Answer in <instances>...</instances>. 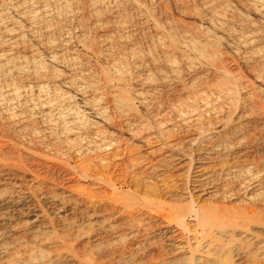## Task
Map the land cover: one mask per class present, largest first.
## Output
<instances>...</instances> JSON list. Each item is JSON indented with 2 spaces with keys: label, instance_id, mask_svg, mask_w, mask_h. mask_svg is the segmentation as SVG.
<instances>
[{
  "label": "bare ground",
  "instance_id": "6f19581e",
  "mask_svg": "<svg viewBox=\"0 0 264 264\" xmlns=\"http://www.w3.org/2000/svg\"><path fill=\"white\" fill-rule=\"evenodd\" d=\"M124 2L139 11V3L134 0L90 2L94 22L103 17L100 12L105 8V15H118ZM201 2L209 9L206 11L209 18L205 21L208 27L204 29L210 28L214 34L202 42L187 36L184 42L187 45L183 46L189 51L188 55L209 58L211 53L207 45L211 47L214 43L220 47L226 39L224 45L235 58L241 56L239 59L248 60L259 53L258 50H264V39L258 36L257 27L264 26V0H248V12L260 24H254L248 18L250 15L247 20L240 19L244 24L241 28H246L244 34L240 30L241 36L238 29L239 35L230 32L229 27L226 29L225 3L219 0L217 10L218 2ZM74 7L72 0H0V264H264V159L256 163L247 158L242 126L248 124L244 125L246 121L238 123L244 118L248 122L259 121L264 127V107L243 109L233 120L238 125L231 126L224 117L222 104L219 106L235 90L228 72L222 73L224 83L215 86L218 88H214V94L207 86L202 88L212 91L211 95L198 94L203 90L200 87L196 94L190 92L191 100L183 105L179 102L174 110L176 122H179L176 124L179 128L186 127L190 134L184 142L169 144L164 141V146L149 148L157 140L152 143L153 137L141 138L145 129L142 133L132 130L138 121L134 125L126 123L128 126L123 132L128 139L137 142L140 148H147V155H156L150 162L141 158L139 163L134 162L135 156H131L133 162H130L131 157L128 159L129 155L124 157L131 163L128 165L130 171L141 167L136 174L127 173L124 162L120 161L126 148L130 149L129 144L124 150L120 146L122 136L114 139L113 134L103 128L108 125L104 97L111 98L112 108L121 115L132 109L134 103H130L133 101L126 91L127 86L110 84L102 90L72 77L62 81L65 92L38 83L24 87L5 83L13 77L26 76L27 69L32 65L37 67L42 60L38 51L24 45L27 35L33 38V27L41 24L48 28L49 23L60 18H57L59 10L62 14L59 16L73 19L77 9ZM152 20L146 18L144 21L157 33L158 23ZM50 31L48 36L53 33ZM219 33L226 38L223 42ZM167 39L162 40H166L172 50L169 47L168 51V44L164 46L161 40L155 46V41L152 44L165 57L162 61L154 60L156 56L150 52L148 56L144 54L145 57L139 56L138 50L131 53L136 66L146 60L150 68H155L152 72H159L149 75L151 71L145 69L148 74L137 75L140 92L136 95L141 104L150 99V93L162 87L170 88L179 81L180 70L189 75L201 65L190 60L192 57L182 51L181 44L182 49L177 48L178 43L183 42L180 38V42L170 36ZM44 41L37 45L44 49L48 61L51 64L62 61L60 54L67 45L66 39L59 45ZM111 46L107 44L108 48ZM176 56L183 62H177L180 58ZM118 60H111V70L103 69L106 70L103 73L109 81L115 78L127 83L124 80L129 69L125 62L121 64ZM191 84L187 86L192 89L194 85ZM212 96L219 101L215 108L211 107ZM169 107L172 109V105ZM183 108L190 109L192 114L184 112ZM198 111L200 115H194ZM162 113L160 117L165 115L161 116ZM198 122L206 128L196 130ZM161 123L159 126L165 124ZM210 129L215 133L211 134ZM133 131L141 133L140 136L136 137ZM137 148L134 149L140 151ZM69 161L77 164L70 166Z\"/></svg>",
  "mask_w": 264,
  "mask_h": 264
},
{
  "label": "rangeland",
  "instance_id": "374dc122",
  "mask_svg": "<svg viewBox=\"0 0 264 264\" xmlns=\"http://www.w3.org/2000/svg\"><path fill=\"white\" fill-rule=\"evenodd\" d=\"M92 1L93 0H72L74 5L76 6L74 8H77L76 11H74L75 9L73 10L74 13L76 14V15H74V17L72 15L73 19L70 18L67 20V19L63 18V16H59V14L60 15H62V14L60 13L61 12L60 10H59V13H57L58 12V10H57L56 11V13L58 14L57 18H59V17L60 18L58 20L56 19L57 21L55 20L54 22L49 23L50 24V25L48 24L49 26L46 24V26H48V28L52 27L51 29L50 28L48 29L47 27H45V25L41 26V24L36 25L35 28L33 27V33L31 34V35H33V38H32L33 40L31 38L30 39L27 38L30 36V35H27L25 37L26 43L24 45L26 47L32 48L36 52L38 51L40 53V54L39 53L38 54L42 57V60L40 59L41 60V61L39 60L40 63L37 64L38 66L36 65L38 68L34 67L33 65L31 68L29 67L27 69L26 76L13 77V78H11L12 80L8 79V83H7V81L5 83L9 84V85H15L18 87H22V86L24 87L27 85L28 86H34L38 83L41 85L42 84L47 85V86H49V88H52V89L55 87L56 90L58 89L57 91L65 92V89L62 86V81L66 78L70 79L72 77V79L76 78L75 80L78 82H81V83L85 82V84L90 83V85L93 84V87H95L97 89H102V90L103 89L105 90V88L110 84L116 85L117 87H122L123 85H124L123 87L127 86L126 91H128L130 93L129 98H130V100L132 99L131 101H133L130 103H134V105L130 104L131 106H133V107H131L132 109H130L127 113H125V115H121V114L117 113L112 108V102L110 100L111 98L109 96L104 97L105 99H103V106H104L105 111H106L105 113L108 115V117L109 116L110 117L109 118L107 117V119H108V122H107L108 125L106 126L107 128L103 127V126L102 127L109 134L111 132L113 134L114 139L119 140L120 138H118V137H120V136L124 137V138L121 137V139H120V141L122 140V143L120 142L121 148L123 147V149H124V147L126 148V146L129 144L128 147L130 149L127 150V148H126V151L129 154L128 153L126 154V151H124L125 154H124L123 158L121 157L120 161L122 160L121 162H124L123 165L125 166L127 173H130V174L133 173L134 174V172L137 170L139 171V169L141 167L140 168L136 167L137 169L131 167L134 172L130 171V167L128 165L131 164L130 162H133L132 161V160H134V158L132 159L133 156H135V160H136L134 162L139 163V162H141V158L144 160V162H150L154 159V156H156V155H153V156L152 155L150 156L149 154L147 155V153H148L147 151H149V150H147V148H145V147L140 148V146L137 142H134V141L131 142L132 140L128 139V137L124 133L125 129H126V125L127 124L128 125L129 124L134 125L138 121L137 127L132 129V130L135 131V129H136V132H137V130H139L142 133L143 132L142 129H145L146 132H143L142 133L143 135L140 133L141 134V136H140V134H138L139 132L137 134L141 138H142V136L143 137H150V138L153 137L154 139L153 138L151 139V141L153 140L152 143L157 140L156 141L157 143L155 142V145L153 143L149 148L155 147V146L157 147V146L161 145L164 141H167L166 143H169V144H173V143L179 144L181 141L184 142L187 138H189L190 134L186 132V127L183 128L182 125L180 128L178 127L179 122H176L178 120L176 119V116H175L176 112L174 110L178 106L179 102L182 103V105H183L184 103H186L187 100H191L190 97H193V96H190V95L194 94V93L196 94L195 91H199L200 87H201L200 89L205 90V92L203 90H200L198 92V94H201L200 92H202L203 94L206 95V92H207L206 90L208 87L209 88L211 87L210 90L212 89L213 92L208 91L207 93L209 94V92L210 93L212 92L211 94H214V90L217 89L219 87V85L222 84V82L224 83V77L225 76L222 73L226 71L229 73V74H227L228 79L230 80V82H232L233 88L235 86V90L233 89L234 91L232 92V95L230 98H228V100H225L224 102L222 101V102H220V104H219V101H216L215 97L212 96V98H213L212 101H214V103L211 101L212 106L211 105L210 106L212 108H215V105L217 107L218 104L220 107L223 106L222 108H224L223 109L224 117L226 116V120L231 123V126H236V125H238V123H239V125H241V124H244L243 122L246 121L244 125H247V124L248 125L242 126V128H243L242 132H244L243 137L246 140L245 144L247 146L246 151H245V155L247 156V158L249 157L250 161L256 162V163L257 162L259 163V161L264 159V127L261 125V123H259V121L258 122L255 121V120L254 121L251 120V122H248L244 118H243V120L241 119L242 121L237 120L238 123L233 122V120L235 119L237 114H240L239 112H241L243 109H247V108L250 109L252 107L256 108L258 105H260V106L263 105L262 107H264V86L262 85V82H264V56H263L264 53L262 52V51H264L263 49L261 51L258 50L260 55H262L263 57L260 56L259 53H257L255 55H258V57H255V55L253 57L250 56L251 58L250 59L247 58L248 60H243V58L239 59L241 56L239 58H235L232 55V52L230 51V49L224 45V43H227L226 42L227 39L225 38L224 35H222V33H219L218 34L219 37L221 36L220 41L223 42L222 39L223 40L226 39V40H225V42L222 43V45H220V47H219V45H215L214 43H211L212 45L210 44L211 47L209 45H207V47H208L207 51L211 53L209 55V58L206 57L204 59L203 58L201 59V57L193 55L192 53H189V55H188L187 53L189 51L188 50L186 51V49H185L186 46L185 47L183 46V45H187L184 42H186V39L188 37L190 39H191V37H192V39L196 38L195 39L196 42H199V41L202 42L203 40H205V38L207 39L210 35L214 34L210 28H207L209 30L204 29L205 27H208L207 24L205 23V21L207 18H209V15L206 12L209 9L204 8V6H202L203 3L201 1H207V0H176V1L175 0H134L137 3H139L138 4L139 5V11H136L133 7H131L130 5L128 6L127 3L124 2L122 4L123 7H122L121 11L117 13L118 15H110V16L105 15L104 11L106 10V8L102 9L103 11H101L100 13H103L104 15L101 14V17H102V15H103V17L99 19V22H94L93 14L90 10V2H92ZM214 1H215V4H217L216 2H218L219 0H214ZM220 2L226 4V10H225V12H227V15L225 17V20L227 23L226 29H228V27H229L230 32H232L234 34L235 33L238 34V31L240 32V30H241L242 33L244 34L246 32V28H244V27H243V29L241 28V26L244 25L241 23L242 22L241 20H247L249 17L251 18V21H254V24H258L260 22L252 14H250V11L248 12V8H249L248 5H250L248 0H220ZM219 4L220 3L218 2L216 9L220 6ZM106 7H107V5H106ZM220 8L223 9V7H220ZM222 9H220L219 11H221ZM227 9H228V11H227ZM225 12H224V14H225ZM248 15H250V16H248ZM247 16H248V18H247ZM243 17H246V19ZM146 18H149V19L151 18V19H153L152 21H154V19L156 20V22L158 23V25H157V28H158L157 31L158 32L157 33H156V29H153V26H151V24H148L144 21V20H146ZM252 19H254V20H252ZM255 20H257V21L255 22ZM240 23H241V25H240ZM54 24H56V25H54ZM82 26H83V28H82ZM259 26H261V28L264 29L263 25L260 24ZM259 26H257L258 30L260 32V33H258V36H261V37H263L262 39H264V34L262 33L264 31H262V29ZM121 28H125L124 29L125 31H122ZM233 29H234V31L235 30L237 31V29H238V31L233 32ZM49 30H51L50 32H53V33L48 36L47 32H49ZM80 31H81V33H80ZM177 32H178V36H177ZM247 32H249V31H247ZM80 34H82V35H80ZM175 34H176V36H175ZM203 34L205 35V37ZM207 34H209V35L207 36ZM243 34H242V36H243ZM260 34H263V36ZM125 35H126V37H125ZM61 36H63V37H61ZM168 36H170V38H172L178 42H180V40H182L183 44L177 42L178 43L177 48L182 49L184 47L182 49V51L185 50L186 54L188 56L192 57V58H190V60L198 63L199 65L201 63V65L198 66L196 64V66H198L197 69L192 71L189 75L187 74V72H185V70H183V71L180 70L179 73H181V74L178 73V75H177V76L180 75L178 77L179 81L172 84L170 86V88L169 87H167V88L162 87V88L157 89L154 93H150V95L148 93L150 99L144 101L145 103L143 102L141 104L142 101H140V99H138V97H137L138 95H136L137 93L139 94V92H140V89H139L140 87H138V85H137V81H138L137 75H139L141 73L139 75V77H142L144 74L145 75H146V73L148 74L149 71H151V70L154 71L153 69H155V68L154 67H153V69L150 68L151 67L150 62L149 63H148V61L145 62L146 60L143 63L141 62V63L137 64V66H136L133 63L134 62L133 58H132L133 55L131 53L132 52L137 53V50H138V52L140 51V53H142V55L139 53V56H144V54H145V56H148V54H149L148 52H150L153 54V55L151 54L152 56H154V57L156 56L155 59L153 57L154 60L157 61V59H158V60L162 61V60H164L165 57L160 55L161 53L159 51H157L155 48H153L152 44L155 41L153 44V46H155V43L157 44V43H159L158 40L159 41L161 40L162 44L164 46H166L168 44L167 41L166 40L164 41L162 39H165V38L167 39ZM240 36H241V32H240ZM123 37H124V39H123ZM161 37H162V39H161ZM179 38H180V40H179ZM199 38L201 40H199ZM65 39L67 41V45L64 46L63 50L64 51L66 50L67 52L63 51L62 54H60V55H62L61 57L63 58L62 61L60 59V62H58L59 64L58 63L57 64H51L48 61V57H46V54H45L46 52L44 51V49L37 45V44H39L38 42L44 43L45 42L44 40H47V41L49 40L50 43H53L55 45L56 44L59 45L60 42L62 40H65ZM155 39H157V40H155ZM161 41H160V43H161ZM263 43H264V41L262 40V44ZM107 44H110L112 46L108 48ZM179 44L182 45V48L179 47L180 46ZM236 44H237V42H236ZM134 46H136V47H134ZM233 46H235V45H233ZM65 47H66V49H65ZM169 47H170V44H168L166 46L167 50L169 49ZM209 47H210V49H209ZM172 49L173 48L170 47L169 50H172ZM211 49L213 50V53L215 52L214 53L215 56L212 54ZM258 51H256V52H258ZM177 52H178V50H177ZM177 52H176V54H177ZM208 52H207V55H208ZM64 53H65V55H63ZM66 54H67V56H66ZM109 54L111 55V57ZM128 55L129 56L132 55V56L129 57ZM157 55L160 58L157 57ZM65 56L68 58H66ZM112 56H114V58ZM117 57L118 58L121 57L119 59L120 61L118 60ZM176 57H178L177 59L180 58L179 60H177V62L182 61L180 56H176ZM110 58H111V60H113V59L118 60L121 64H123V62H125L124 64L126 65L125 66L126 69L128 68L130 70V71L128 70L129 74L126 75V78L124 80V81L127 80V83L126 82L122 83V81H121V83H122L121 84L115 78H113V80L110 79L111 81H109V79H107V77L105 76V74L103 72L106 70L107 71L111 70L113 62H111ZM161 61H159V62H161ZM65 62H67V63H65ZM64 63L66 65H64ZM70 63H72V64H70ZM151 64H152V62H151ZM40 65L42 66V69L39 68V67H41ZM139 65L141 68H138ZM182 65L183 64H181L180 66H182ZM74 66H76V67H74ZM134 66H136V67H134ZM32 69L34 72L32 71ZM103 69H106V70L103 71ZM145 69H147L148 72H147V70L145 71ZM182 69H184V68H182ZM72 70H73V72H72ZM75 70H77V71H75ZM152 71L149 72L150 73L149 75L155 74V72H152ZM157 73H159V72L157 71L156 74ZM81 74H82V76H81ZM127 77L129 79H127ZM25 78H27V79H25ZM82 78H84V79H82ZM105 78H106V80H105ZM180 78L182 81L180 80ZM233 79H236V80H233ZM180 82H181V84H180ZM194 82H197V83L194 84ZM202 82L204 83V85ZM234 82H236V83H234ZM12 83H14V84H12ZM182 83H184V84H182ZM190 84L192 86L194 85V87L192 89L189 88L191 86H189V87L187 86ZM198 84H200V85L202 84V85L200 86ZM0 86H1V84H0ZM183 86H185V87H183ZM195 86H196V89H195ZM205 86H207L206 89L202 88ZM215 86H218V87L215 88ZM188 88L190 89L189 92H188ZM209 88H208V90H209ZM193 89H194V91H193ZM158 92H159V94H158ZM190 92H192V93L190 94ZM211 94H209V95H211ZM151 95H152V97H151ZM105 100H106V102H105ZM154 100L156 103L154 102ZM149 102L152 103V104L150 103L151 106H150V104H148ZM215 102H217V103H215ZM221 104H222V106H221ZM145 105L147 108L145 107ZM169 105L170 106L172 105V109H171V107H169ZM161 108H163L165 113L163 112V110ZM168 108H170L171 110L170 109L168 110ZM258 108H259V106H258ZM186 109L187 108H183V111L184 112L188 111L189 113L191 112L190 109H187V110ZM130 111L132 112V114ZM172 111H174V112H172ZM200 111L194 112V115L195 114L197 115L198 113H200ZM160 113H162L161 116L162 115H164V116L160 117ZM171 113H173V114H171ZM169 114H171V115L169 116ZM190 114H192V113H190ZM198 115H200V114H198ZM156 116H159L160 118L156 117ZM167 116H169V117H167ZM162 118H164V119H162ZM170 118H172V119H170ZM203 118L205 119L206 116ZM167 119H169V120H167ZM139 121L142 122L143 124L140 123ZM160 121L165 123V124H163L162 126H159L162 124ZM176 123H178V124H176ZM199 123H201V122H198L197 125H195L196 130H199L200 127H201V129L204 127L206 128V126H203L202 123H201L202 125H199ZM139 124H142V127L144 126V128H142L141 125L139 126ZM140 127H141V130H140ZM100 128H101V126H100ZM120 128H122V129L120 132H118V130H120ZM148 129H149V131H148ZM167 129H169V130H167ZM210 130H212V129H210ZM164 131L167 132V134L164 133ZM169 131L170 132L175 131L174 135H173V132L171 134ZM212 131H210V133L214 134L215 131H213V133H212ZM162 133H164V135L166 134L165 137L163 136ZM137 134H136V137H137ZM161 134L163 136L162 139H161V137H162ZM127 139H128V141H127ZM125 141H126V143H124ZM131 143H132V145H131ZM133 143L138 144V146L135 144H134L135 145L134 146ZM163 144H165V142ZM136 147L140 148V151H136V149H134ZM129 150L131 152H129ZM143 150L145 152H142ZM137 152H138V154H137ZM142 153L144 155L146 154L147 156L145 155L146 157H144V155ZM127 156H128V159L132 156L130 158L131 159L130 162H129V160H126ZM138 156H140V157H138ZM124 157H126V158H124ZM120 161L115 160L114 162H120ZM75 163L77 164V162H75V161H69L68 164L70 166H75L76 165ZM137 172H135V174ZM130 174H129V176H132ZM182 175L185 176V174H182Z\"/></svg>",
  "mask_w": 264,
  "mask_h": 264
}]
</instances>
